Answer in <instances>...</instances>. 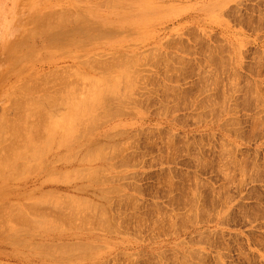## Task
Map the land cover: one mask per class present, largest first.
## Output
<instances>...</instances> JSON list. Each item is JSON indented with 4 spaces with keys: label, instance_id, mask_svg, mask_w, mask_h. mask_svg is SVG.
Listing matches in <instances>:
<instances>
[{
    "label": "rangeland",
    "instance_id": "1",
    "mask_svg": "<svg viewBox=\"0 0 264 264\" xmlns=\"http://www.w3.org/2000/svg\"><path fill=\"white\" fill-rule=\"evenodd\" d=\"M8 23L0 264H264V0H0Z\"/></svg>",
    "mask_w": 264,
    "mask_h": 264
},
{
    "label": "bare ground",
    "instance_id": "2",
    "mask_svg": "<svg viewBox=\"0 0 264 264\" xmlns=\"http://www.w3.org/2000/svg\"><path fill=\"white\" fill-rule=\"evenodd\" d=\"M67 10H68V9H67ZM58 11H59V10H58ZM65 11H66V10H65ZM59 12H60V11H59ZM61 12H62V11H61ZM66 12H67V11H66ZM66 12H65V14H66ZM68 12H69V11H68ZM62 13H63V12H62ZM72 13H73V12H72ZM53 14H54V13H53ZM59 14H60V13H59ZM65 14H64V17L67 16L69 13H67V15H65ZM48 15H49V14H48ZM62 15H63V14H62ZM49 16H50V15H49ZM49 16H48V17H49ZM71 16H72V15H71ZM71 16H70V17L68 16V17L71 18ZM73 16H75L74 13H73ZM73 16H72V17H73ZM79 16H81V15H79ZM46 17H47V16H46ZM48 17H47V18H48ZM75 17H77V15H76ZM75 17H73V19H74ZM40 18H42V17H40ZM43 18H44V17H43ZM49 18H50V17H49ZM54 18H55V16H54ZM54 18H53V19H54ZM57 18H58V17H57ZM61 18H62V17H61ZM61 18H60V19H61ZM78 18L80 19V17H78ZM50 19H52V18H50ZM71 19H72V18H71ZM71 19H69V20H71ZM79 19H76V20H79ZM81 19L83 20L82 17H81ZM42 20H43V19H42ZM65 20H66V19H65ZM69 20H68V21H69ZM76 20H75V21H76ZM37 21H38V20H37ZM47 21H48V19H47ZM57 21H58V20H57ZM40 22H41V21H40ZM45 22H46V21H45ZM51 22H52V21L49 20V21L47 22V25L50 24ZM53 22H55V21L53 20ZM66 22H67V21H66ZM84 22H85V21H84ZM35 23H36V22H35ZM55 23H56V22H55ZM60 23H61V22H60ZM53 24H54V23H53ZM53 24H52V25H53ZM34 25H35V24H34ZM47 25H45V26H47ZM50 25H51V24H50ZM50 25H48V26L45 28V29H46V33L49 32V31L47 32V28H48ZM52 25H51V27H52L53 30H54V28H56V29L58 28V27L56 26V25H58V24H54V25H53V26H55L54 28H53ZM3 26H4V27H0V37H1V40L4 41L3 43H4V44H7V43L9 42V41L7 40V38H8V36L11 35L12 31H11V29H10V25H9V23H8L7 25H4V24H3ZM5 26H6V27H5ZM37 26H38V25H37ZM43 26H44V25H43ZM43 26H42V28H43ZM45 26H44V27H45ZM84 26H85V25H84ZM60 27H61V26H60ZM78 27H81V25H80V26H76V30H75V28H73V29L75 30V32H76L77 30H81V29H79ZM86 27H87V25H86ZM4 28H6V29H4ZM61 28H62V27H61ZM30 29H32V28H30ZM73 29H72V30H73ZM85 29H86V28H85ZM48 30H49V28H48ZM50 30H51V29H50ZM63 30H64V29H63ZM72 30H70L69 33H72V32H73ZM83 30H84V28H83ZM89 30H90V29H89ZM89 30L87 29L86 31H89ZM28 31H30V30H28ZM44 31H45V30H44ZM44 31H42V32H44ZM61 31H62V30H61ZM71 31H72V32H71ZM106 31H107V30H106ZM106 31H105V32H106ZM108 31H109V30H108ZM52 32H53V31H52ZM65 32H66V31H65ZM75 32H74V33H75ZM77 32H79V31H77ZM80 32H81V31H80ZM105 32H104V33H105ZM109 32H110V31H109ZM111 32H112V31H111ZM33 33H34V32H33ZM44 33H45V32H44ZM44 33H42V35H43ZM67 33H68V31H67ZM85 33H86V32H85ZM85 33H84V34H85ZM104 33H102V34L104 35ZM60 34H61V33H60ZM90 34H91V33H90ZM58 35H59V34H58ZM58 35H57V36H58ZM80 35H82V34H80ZM99 35H100V34H99ZM84 36H85V35H84ZM87 36H88V35H87ZM42 37H43V36H42ZM81 37H82V36H81ZM97 37H99V36H97ZM100 38H101V37H100ZM75 39H76V37H75ZM78 39H80V38H78ZM73 41H74V40H73ZM76 41H77V40H76ZM76 41H75V42H76ZM128 58H129V57H128ZM132 58H133V57H132ZM85 60H86V59H85ZM134 60H135V59H134ZM93 61H94V60H93ZM16 62H17V61H16ZM84 62H85V61H84ZM91 62H92V61H91V59H90V62H89V63L91 64ZM119 62H120V61H119ZM126 63H127V62H126ZM126 63H125V66H126ZM86 64H87V63H86ZM92 64H93V63H92ZM109 64H110V62H109ZM87 65H88V64H87ZM88 66H89V65H88ZM88 66H86V67H88ZM89 67H90V66H89ZM106 67H107V65H106ZM108 67H109V65H108ZM108 67H107V68H108ZM100 69H101V68H100ZM102 69H103V68H102ZM104 69H106V68H104ZM108 69H109V68H108ZM66 70H67V69H66ZM66 70H64V71H66ZM70 70H71V69H70ZM70 70H69V71H70ZM54 72H55V71H54ZM67 72H68V71H67ZM132 72H133V71H132ZM56 73H57V71H56ZM69 73H70V72H69ZM71 73H72V72H71ZM71 73H70V74H71ZM47 74H48V73H47ZM65 74H66V73H65ZM67 74H68V73H67ZM72 74H73V73H72ZM58 75H59V74H58ZM60 75H61V74H60ZM49 76H51V74H50ZM53 76L56 77L57 75H56V76L53 75ZM67 76H68V75H67ZM39 77H40V76H39ZM51 77H52V76H51ZM68 77H69V76H68ZM72 77H73V76H72ZM42 78H43V77H42ZM42 78H40V79H42ZM49 78H50V77H49ZM56 78H58V76H57ZM59 78H60V76H59ZM61 78H62V76H61ZM61 78H60V79H61ZM77 78H78V77H77ZM63 79H64V76H63ZM74 79H75V77H74ZM51 80H52V79H51ZM54 80H55V79H54ZM28 81H29V80H28ZM56 81H57V80H56ZM25 82H26V81H25ZM25 82H24V83H25ZM57 82H60V81H57ZM61 82H62V83H66V81L63 82V80H62ZM73 82H74V81H73ZM22 83H23V82H22ZM22 83H21V84H22ZM32 83H33V82H31V85H32ZM62 83H61V84H62ZM17 84H18V83H17ZM21 84H20V85H21ZM33 84H34V83H33ZM43 84H46V83H43ZM35 85H37V84L35 83ZM35 85H34L33 88H36ZM38 85H39V84H38ZM66 85H67V84H66ZM86 85H87V83H86ZM105 85H106V84H105ZM17 86H18V85H17ZM32 86H33V85H32ZM68 86H69V84H68ZM19 87H20V86H19ZM66 87H67V86H66ZM66 87H65V88H66ZM14 88H15V87H14ZM21 88H22V87H21ZM33 88H32V89H33ZM22 89L26 90L25 88H22ZM39 89H40V87H39ZM41 89H42V88H41ZM60 89H61V88H60ZM27 90L29 91V89H27ZM37 90H38V89L36 88V90L34 89V90H32V91H34V92H39V91H40V90H39V91H37ZM57 90H58V89H57ZM57 90H56V91H57ZM88 90H89V89H88ZM105 90H106V89H105ZM16 91H17V90H16ZM41 91H42V90H41ZM107 91H108V89H107ZM110 91H111V90H109V92H110ZM113 91H115V90H113ZM113 91H112V92H113ZM11 92H12V91H11ZM67 92H68V90H67ZM112 92H110V94H109L108 92H107V93H108L109 96H110L111 94H112L113 96H114L115 94H117V93L114 94V93H112ZM20 93H22V92H20ZM44 93H45V92H44ZM47 93H48V92H47ZM50 93H51V92H50ZM75 93H76V92H75ZM86 93H88V92H86ZM24 94H25V93H24ZM66 94H67V93H66ZM88 94H89V93H88ZM30 95H31V94H30ZM30 95H28L29 97L27 96V97L29 98V99H28V98H27V99H28V100H31L32 102H34V99H35V98H33V100H32V99H31L32 97H31ZM40 95H41V94H40ZM40 95H39V96H40ZM64 95H65V94H64ZM64 95H63V96H64ZM77 95H78V94H77ZM112 95H111V96H112ZM118 95H119V94H118ZM118 95H117V96H118ZM9 96H10V95H9ZM51 96L55 98L56 95H51ZM65 96H66V95H65ZM113 96H112V97H113ZM117 96H116V97H117ZM125 96H126V95H124L123 97H125ZM13 97H14V96H13ZM13 97H12V98H13ZM22 97H23V94H22V96H21V99H22ZM30 97H31V98H30ZM35 97H36V96H35ZM44 97H47V100H48V98H50V97H48V95H46V93L44 94ZM52 97H51V98H52ZM76 97H79V96H76ZM87 97H88V96H87ZM19 98H20V95H19L18 99L16 98V101H17V102H18ZM41 98H43V97H41ZM59 98H60V96H59ZM59 98H58V96H57L56 99H59ZM66 98H67V96L64 97V99H66ZM69 98H72V97H70V94H69V96H68V99H69ZM73 98H74V97H73ZM120 98H121V97H120ZM120 98H119V99H120ZM43 99H44V98H43ZM56 99H54V100H56ZM64 99H63V100H64ZM76 99H77V98H76ZM10 100L13 101V99H10ZM25 100H26V99H25ZM25 100H24V102H25ZM45 100H46V99H45ZM47 100H46V103H48ZM63 100H62V101H63ZM74 100H75V99H74ZM16 101L14 100L13 103L10 101V103L14 104V102L16 103ZM35 101H36V99H35ZM50 101H52V100H50ZM58 101H59V100H58ZM64 101H65V100H64ZM92 101H93V100H92ZM92 101H91V103H92ZM95 101H96V98H95ZM98 101H99V100H98ZM24 102H23L22 106L24 105V107H25ZM26 102H27V101H26ZM26 102H25V103H26ZM29 102H30V101H29ZM29 102H27V103H29ZM32 102H31V103H32ZM36 102H37V101H36ZM40 102H41V100H40ZM43 102H44V101H43ZM53 102H54V101H52V107H54V105L58 103V102H57V103L54 102V104H53ZM66 102H67V101H66ZM73 102H74V101H73ZM75 102H76V100H75ZM64 103H65V102H64ZM91 103H90V104H91ZM114 103H115V102H114ZM33 104H34V103H32V105H33ZM66 104H68V103H66ZM66 104H64V105H66ZM87 104H88V103H87ZM94 104H95V103H94ZM94 104H93V105H94ZM96 104H97V103H96ZM8 105H9V104H8ZM14 105H15V104H14ZM29 105H30V104H29ZM32 105L30 106V108L32 107ZM39 105H40V104H39ZM46 105H47V104H46ZM9 106L12 107L13 105H9ZM15 106H17V105H15ZM27 106H28V105H27ZM27 106H26V107H27ZM36 106H37V105L34 104V108H37V109H35L36 112H39V111H38L39 108L36 107ZM88 106H89V104H88ZM7 107H8V106H7ZM28 107H29V106H28ZM40 107H41V106H40ZM77 107H79V105L74 106V108H73L71 111H72V112H73V111L76 112V111H77ZM30 108H29V109L25 108V110L27 109L25 112L27 113V111L30 110ZM34 108H31V110L35 111ZM89 108H90V106H89ZM108 108H109V107H108ZM11 109H12V108H11ZM13 109H15V107H13ZM16 109H17V110H14V111H16V113H17L18 109H22V108H20L19 105H18V106L16 107ZM109 109H110V108H109ZM109 109H107V110L109 111ZM115 109H116V108H115ZM117 109H118V108H117ZM6 110L9 112V108H7V109L5 108V110L3 111V113L1 114V117H0V122H2V120L4 119V120H3L4 122H2V123H3V128H4V125H5V127H7L6 125L9 124V123H8L9 121L6 122V121H7V118H8V117H7V114H6V112H7ZM23 110H24V109H23ZM46 110H47V109H46ZM107 110H106L105 112H107ZM110 110H111V109H110ZM118 110H119V109H118ZM5 111H6V112H5ZM10 111H11V110H10ZM12 111H13V110H12ZM20 111H21V110H20ZM33 111H31V112L33 113ZM55 111H56V110H55ZM122 111H123V110H122ZM8 112H7V113H8ZM18 112H19V111H18ZM21 112H22V111H21ZM21 112H19V113H21ZM40 112H41V110H40ZM40 112H39V114H40ZM105 112H102V113H105ZM128 112H129V111H128ZM19 113H18V115H20ZM14 114H15V113H14ZM22 114H23V113H22ZM29 114H30V113H29ZM9 115H10V114H9ZM12 115H13V114H12ZM27 115H28V113H27ZM30 115H31V114H30ZM32 115H35V114L33 113ZM41 115H43V114H40V118H39L38 120L41 119ZM46 115H48V113H47ZM36 116L38 117V114H36L34 118H36ZM102 116H103V115H102ZM102 116H101V117H102ZM104 116H105V115H104ZM104 116H103V117H104ZM11 117H12V116H11ZM54 117H55V115H54ZM15 118H16V116H14V118H13L14 120H16V122H14L13 119H11V120H12V123H11V125L9 124L8 126L11 127L12 124H13V127H12L13 130H12V131H14V132H16L17 129H19V130L22 131L21 127H18V128L15 130V128H16L15 125L18 126V124H19V123L17 122V119H15ZM25 118H26V117H25ZM28 118H29V117H27V119H28ZM34 118H31L33 123H34V121H33ZM44 118L47 119L48 117H44ZM36 119H37V118H36ZM46 119L44 120V122L46 121ZM94 119H96V118H94ZM19 120H21V119L19 118ZM28 120H29V122H30V118H29ZM34 120H35V119H34ZM89 120H90V116H89ZM89 120L87 121V120L85 119V121H87L88 123H90L91 121L89 122ZM103 120H104V119H103ZM105 120H106V119H105ZM35 121H36V120H35ZM53 121H54V118H53ZM92 121H95V120H92ZM10 122H11V121H10ZM29 122L27 121V123H29ZM44 122H42V126L45 125V123L48 124L49 121H48V122H45V123H44ZM95 122H97V120H96ZM6 123H7V124H6ZM14 123H15V125H14ZM16 123H18V124H16ZM23 123H24V122H23ZM38 123H39V121H38ZM43 123H44V124H43ZM49 123L52 124L51 121H50ZM75 123H76V122H75ZM80 123H81V122H80ZM20 124L22 125V122H21ZM20 124H19V126H21ZM51 124H50V125H51ZM85 124H87V123L85 122ZM85 124H83V125L85 126L86 130H88V128L90 127V125L88 124L89 126L87 125L88 127H86ZM98 124H99V122H98ZM23 125H24V124H23ZM25 125H26V124H25ZM25 125L22 126V128L25 127ZM29 125H30V127H31V125H33V124L31 123V124H29ZM40 125H41V124H39V126H40ZM91 125H92V124H91ZM0 126H1V124H0ZM42 126H40V127H42ZM45 126L49 128V125H48V126L45 125ZM84 126H83V127H84ZM93 126H94V122H93ZM96 126H97V125H96ZM10 127H7V128H10ZM14 127H15V128H14ZM26 127H29V126H26ZM26 127H25V128H26ZM51 127H52V126H50V129H51ZM79 127H80V126H79ZM1 128H2V126H1ZM48 128H47V130H48ZM4 129H5V128H4ZM10 129H11V128H10ZM35 129H36V128L33 127L32 130H30V131H33V130L35 131ZM41 129H44V127L41 128ZM45 129H46V128H45ZM50 129H49V130H50ZM75 129H76V128H75ZM78 129H79V128H78ZM80 129H81V128H80ZM94 129H95V128H94ZM23 130H24V128H23ZM47 130H46V131H47ZM86 130H82V131L85 132ZM89 130H91V129H89ZM89 130H88V132H89ZM1 131H2V130H1ZM3 131H5V130H3ZM3 131H2V132H3ZM9 131L11 132V130H9ZM21 131H20V132H21ZM34 131H33V132H34ZM44 131H45V130H44ZM44 131H43V133H42V132H41V133L44 134ZM78 131H80V130H78ZM82 131H81V132H82ZM14 132H13V133H14ZM20 132H19V134L24 133L25 131H24V132H21V133H20ZM28 132H29V129H28ZM35 132H36V131H35ZM35 132H34V133H35ZM37 132H38V130H37ZM86 132H87V131H86ZM11 133H12V132H11ZM25 133H27V130H26ZM29 133H30V132H29ZM34 133H33V134H34ZM38 133H40V132H38ZM38 133H35V134L38 135ZM41 133H40V135H41ZM55 133H56V130H55ZM77 133H79V132H77ZM46 134H48V133H45L44 135L46 136ZM50 134H52V133H50ZM60 134H61V133H60ZM60 134H59V135H60ZM114 134H115V133H114ZM24 135H25V134H24ZM31 135H32V134H31ZM31 135H30V136H31ZM37 135H34V136L36 137V140H38L37 138L40 137V135H39L38 137H37ZM59 135H58V136H59ZM74 135H75V134H74ZM74 135H73V136H74ZM76 135H78V134H76ZM76 135H75V136H76ZM81 135H82V133H81ZM81 135H80V136H81ZM86 135H87V133H86ZM30 136H29V137H30ZM41 136H42V135H41ZM62 136H63V135H62ZM29 137H28V138H29ZM50 137H51V136H50ZM50 137H49V138H50ZM63 137H64V136H63ZM76 137H77V136H76ZM72 138H73V137H72ZM112 138H113V137H112ZM9 139H10V138H9ZM29 139H30V138H29ZM34 139H35V138H34ZM39 140H40V142H42L41 139H39ZM46 140H47V139H46ZM60 140H61V139H60ZM73 140L75 141L76 139L74 138ZM4 141H5V140L3 139V135L0 134V153H1L2 150L4 149V146L2 145V144H4ZM19 141H22V140L19 139ZM24 141L26 142V140H24ZM61 141H62V140H61ZM9 142H10V141H8L7 143L5 142V147H7V146H6L7 144H9V146L12 147V148L7 147L8 149H9V148H10V149H13V148L16 149V147H14V146H12V145H13L14 143H18V142H17L16 140H14V142L11 141V142H13V144H10L11 142H10V143H9ZM40 142H39V143H40ZM49 142H51V141H49ZM22 143L24 144V142H22ZM42 143H45V142L43 141ZM18 144H19V143H18ZM23 144H21V146H22ZM72 144H73V143H72ZM26 145H27V144H26ZM26 145H25V146H26ZM46 145H49V144H46ZM46 145H45V146H46ZM50 145H52V144H50ZM63 145H64V144H63ZM67 145H68V144H67ZM39 146H40V144H39ZM43 146H44V145H43ZM43 146H42V147H43ZM45 146L43 147V149H45ZM60 146H61V145H60ZM98 146H99V145H98ZM19 147H20V146H19ZM29 147H30V146H29ZM46 147H47V146H46ZM112 147H113V146H112ZM112 147H111V148H112ZM7 148H6V149H7ZM49 148H50V147H49ZM94 148H95V147H94ZM8 149H7V150H8ZM7 150H6V151H7ZM41 150H42V148H41ZM49 150H51V149H49ZM89 150H90V149H89ZM9 151H10V152H9ZM9 151H8V152L12 154L11 150H9ZM12 151H13V150H12ZM20 151H22V148H21ZM27 151L30 152V150H27ZM31 151H32V153L34 152L33 150H31ZM42 151H43V150H42ZM47 151H48V148H47ZM47 151H46V152H47ZM4 152H5V149H4ZM13 152L15 153V151H13ZM23 152L25 153V155H27V153L25 152V149H24ZM39 152H40V151L36 150V153H37V154H38ZM9 153H8V154H9ZM34 153H35V152H34ZM41 153H42V152H41ZM43 153H44V152H43ZM43 153H42V154H43ZM92 153H93V152H92ZM98 153H100L99 155H101L102 152H100V150H99ZM98 153H97V156H98ZM42 154H38V155H42ZM87 154L90 155V153H87ZM102 154H103V153H102ZM0 155H1V154H0ZM4 155H5L4 157L7 156L6 154H4ZM15 155L17 156V155H20V154H17V153H16ZM25 155L23 154V156H25ZM29 155H31V154H29ZM29 155H27V156H29ZM35 155H36V154H35ZM35 155H34V157H35ZM38 155H37V156H38ZM43 155H44V154H43ZM93 155H95V154H93ZM103 155H104V154H103ZM103 155H102V156H103ZM10 156H11V155L9 154V157H10ZM20 156H21V158H23L22 155H20ZM20 156H17V157H20ZM27 156H26V157H27ZM39 157H40V156H39ZM39 157H37V158L35 157L36 160H37ZM91 157H92V156H91ZM94 157H95V156H94ZM94 157H92V158H94ZM100 157H101V156H100ZM1 158H3V155H2V157L0 156V159H1ZM10 158H11V157H10ZM10 158H7V157H6V159H8V160H10ZM35 158H34V159H35ZM3 159H4V158H3ZM3 159H2V160H3ZM32 159H33V158L31 157V160H32ZM2 160H1V161H2ZM16 160H17V159H16ZM29 160H30V156H29ZM107 160H108V158H107ZM6 161H7V160H6ZM6 161L4 160L3 162H0V163H1V166H2V163H5ZM90 161H91V159H90ZM92 161H93V159H92ZM8 162H9V161H8ZM8 162H6V163L8 164ZM18 162H19V161H18ZM21 162H23V160H22ZM21 162H20V163H21ZM31 162H34V161H30V163H31ZM38 162H39V160H38ZM6 163H5V164H6ZM9 163L11 164V166H13V164L11 163V160H10ZM20 163H19V164H20ZM24 163H25V162H24ZM34 163H35V162H34ZM10 164H9V165H10ZM19 164H18L17 167H20V165H21V169H22L23 167L26 168V164H27V162H26L25 164H23V163H21L20 165H19ZM22 164H23L24 166H23ZM9 165H8V166H9ZM32 165H34V167H36V166H35L36 163H35V164H32V163H31V166H32ZM40 165H41V164H40ZM1 166H0V167H1ZM3 166H4V165H3ZM3 166H2V167H3ZM2 167H1V169H3ZM27 167H30V165H28ZM32 167H33V166H32ZM32 167H30V174H31V171H32V170H31ZM37 167H38V165H37ZM24 168H23V169H24ZM99 168H100V167H99ZM101 168H102V167H101ZM1 169H0V170H1ZM6 169H9V168L7 167ZM10 169H11V168H10ZM14 169L16 170L15 173L17 174V171H18L19 168H16V166H15ZM23 169H22V171H23ZM28 169H29V168H26V169H24V170L26 171V170H28ZM32 169L34 170V168H32ZM35 169H36V168H35ZM103 169H104V168H102L101 170L103 171ZM97 170H98V169H97ZM104 170H105V169H104ZM2 171H3V170H2ZM7 171H8V170H7ZM34 171H36V170H34ZM34 171H32V172H34ZM4 172H5V171H4ZM67 172H68V171H67ZM93 172H94V171H93ZM18 173H19V174L21 173L20 170H19ZM22 173H23V172H22ZM22 173H21V174H22ZM24 173H25V172H24ZM26 173H27V172H26ZM28 173H29V172H28ZM28 173H27V174H28ZM63 173H64V172H63ZM94 173H95V172H94ZM0 174H1V173H0ZM9 174H11V173H9ZM16 174H15V175H16ZM19 174H18V176H19ZM21 174H20V175H21ZM100 174H101V173H100ZM2 175H3V174H2ZM7 175H8V174H7ZM63 175H64V174H63ZM81 175H82V174H81ZM89 175L92 176L91 174H89ZM16 176H17V175H16ZM16 176H15V177H16ZM18 176H17V177H18ZM83 176H84V175H83ZM95 176H97V175H95ZM101 176H102V175H101ZM2 177H4V176H2ZM12 177H13V176H12ZM17 177H16V178H17ZM8 178H9V177H8ZM86 178H87V177H86ZM101 178H102V177H101ZM10 179L13 180V178H10ZM10 179H9V180H10ZM90 179H91V178H90ZM98 179H100V178L98 177ZM93 180H94V179H93ZM101 180H102V179H101ZM104 180H105V179H104ZM106 180H107V179H106ZM99 181H100V180H99ZM0 183H1V182H0ZM107 188H108V187H107ZM102 191H103V190H102ZM106 191H107V190H106ZM56 196H57V195H56ZM65 197H66V196H65ZM65 197H64V198H65ZM59 198H61V197H59ZM69 198H70V197H69ZM38 200H39V199H38ZM38 200H36V203H35V204H33V201L30 202L32 205H34L33 208H32L31 205H30L31 208H30V206H29V207L26 206V207H28L29 209H32V210L29 211V212H32V213L35 214L36 212L40 211L39 209H41V208L38 207L39 209L37 208L38 210H36L35 206H36V205L40 206L41 203H43V202L40 201V200L38 201ZM70 200H71V199H70ZM37 201H38V203H40V205L37 204ZM43 201H44V200H43ZM62 201H63V200H62ZM13 202H14V201H13ZM34 202H35V201H34ZM71 202H72V201H71ZM7 203H8V202H7ZM7 203H6V204H7ZM22 203H23V202H22ZM51 203H52V202H51ZM53 203H54V202H53ZM55 203H56V202H55ZM16 204H17V203H16ZM44 204H45V202H44ZM44 204H42V205H44ZM46 204H47V201H46ZM60 204H62V203H60ZM68 204H69V203H67V205H68ZM71 204H73V203H71ZM7 205H8V204H7ZM7 205H6L7 208L5 207L6 210L8 209V206H7ZM11 205H15V204H11ZM17 205H19V204H17ZM17 205H15L16 209L18 208ZM23 205H24V203H23ZM69 205H70V204H69ZM69 205H68V206H69ZM24 206H25V205H24ZM53 206H54V205H53ZM63 206H64V204H63ZM70 206H72V205H70ZM73 206H74V208H75V205H73ZM15 207H13V208H15ZM77 207H78V206H77ZM93 207H94V206H93ZM2 208H4L3 205L0 207V209H2ZM10 208H11V207H10ZM10 208H9L8 210H10ZM50 208H52V206H51ZM64 208H65V207H64ZM68 208H69V207H68ZM72 208H73V207H72ZM79 208H80V206H79ZM83 208H84V207H83ZM86 208H87V207H86ZM86 208H85V209H86ZM99 208H100V207H99ZM5 209L3 210L4 212L6 211ZM16 209H14V212H17V213L20 215V217H18L19 215L17 216L16 213H14L15 216H17L16 219L18 218V219H19V222H20V220H21L20 218H21V216L24 214V216H22V220H23V217H24V220H25V219L27 218V216H28V215L26 214L27 212L25 211V209H24V211H25L26 213H24V211H23L22 209L19 210V211H22L23 214H22L21 212L15 211ZM55 209H56V207H55ZM88 209H89V208H88ZM17 210H18V209H17ZM46 210H47V209H46ZM66 210H67V209H66ZM70 210H71V209H70ZM78 210H79V209H78ZM78 210H77V211H78ZM90 210H91V209H90ZM103 210H105V209H103ZM33 211H35V212H33ZM51 211H52V210H51ZM72 211H73V210H72ZM74 211H75V210H74ZM74 211H73V212H74ZM95 211H96V210H95ZM105 211H106V210H105ZM40 212L42 213L43 211H40ZM81 212H84V211L82 210ZM41 213H40V214H41ZM43 213H45V212H43ZM52 213H54V212H52ZM69 213H70V211L68 212V214H69ZM77 213H79V212H76V214H77ZM92 213H93V212H92ZM99 213H100V212H99ZM10 214L12 215V213H10ZM14 214H13V216H14ZM30 214H31V213H30ZM40 214H39V215H40ZM59 214H60V213H59ZM72 214H75V213H72ZM76 214H75L74 216H76ZM8 215H9V214H8ZM25 215H26V216H25ZM35 215H36V214H35ZM39 215H38V213H37V216H39ZM48 215H49V214H48ZM62 215H63V214H62ZM70 215H71V214H70ZM70 215H68V216H70ZM80 215H81V214H80ZM97 215H98V214H97ZM4 216H5V215H4ZM4 216H3V217H4ZM40 216H44V214H42V215H40ZM40 216H39V217H40ZM51 216H52V215H51ZM6 217H7V216H6ZM28 217H29V216H28ZM45 217H46V215H45ZM61 217H62V216H61ZM71 217H73V216H71ZM71 217H69V218H71ZM76 217H77V216H76ZM99 217H100V216H99ZM8 218H9V217H8ZM0 219H1V218H0ZM4 219H7V218H4ZM4 219H3V220H4ZM10 219H11V218H9V220H10ZM16 219H15V220H16ZM18 219H17V220H18ZM27 219H28V218H27ZM27 219H26V220H27ZM30 219H31V216H30ZM36 219H37V218H36ZM36 219H35V221H36ZM15 220H11V221H12L13 223H15V222H14ZM37 220H39V219H37ZM55 220H56V219H55ZM57 220H58V219H57ZM85 220H86V219H85ZM29 221H30V220L28 219V221H25V223H26V222H29ZM35 221H34V219H33L32 221H30V223L35 222ZM53 221H54V220H53ZM97 221H99V220L97 219ZM38 222L40 223V221H38ZM10 223H11V222H10ZM10 223H9V224H10ZM22 223H23V222H22ZM55 223H56V222H55ZM60 223H61V221H60ZM0 224H2V223H0ZM17 224H18V223H17ZM17 224H16V225H17ZM36 224H38V223H36ZM36 224H35V225H36ZM43 224H44V223H43ZM58 224H59V220H58V222H57L55 225L58 226ZM61 224H62V223H61ZM2 225H3V226H2ZM2 225H1V227L3 228V227H4V223H3ZM18 225H19V224H18ZM18 225H17V226H18ZM26 225H27V227H26V229H27V228H32V227H28V226L33 225V224H29V225H28V223H26ZM35 225L33 226L34 229H36V228L38 229V228H41V227H42V226H41V227H40V226H39V227H36L37 225H36V226H35ZM38 225H39V224H38ZM40 225H42V224H40ZM6 226H8V225L6 224ZM13 226H14V224H13ZM19 226H20V227H18V228H21V225H19ZM48 226H49V225H48ZM53 226H54V225H53ZM44 227L46 228L47 226H44ZM49 227H51V226H49ZM58 227H59V226H58ZM58 227H57V229H58ZM91 227H92V226H91ZM7 228H9V227H7ZM22 228H23V227H22ZM22 228H21V229H22ZM24 228H25V227H24ZM24 228H23V229H24ZM42 228H43V227H42ZM47 228H48V227H47ZM53 228H54V227H53ZM84 228H85V227H84ZM23 229H22V230H23ZM26 229H24V230H26ZM32 229H33V228H32ZM9 230H10V229H9ZM49 230H51V228H50ZM7 231H8V230H7ZM17 231H18V230H17ZM19 231H20V230H19ZM19 231H18V232H19ZM0 232H2L1 229H0ZM20 232H21V231H20ZM23 234H25V233H23ZM28 234H29V233H28ZM14 235H15V234H14ZM9 236H10V235H9ZM18 239H19V238H18ZM20 241H21V239H20ZM24 241H25V240H24ZM80 242H82V241H80ZM59 244H60V242H59ZM67 244H68V242H67ZM67 244H66V245H67ZM85 244H86V243H85ZM55 245H56V244H55ZM81 245H82V244H81ZM57 246H58V245H57ZM69 246H70V244H69ZM85 246H86V245H85ZM88 246H90V245H88ZM88 246H87V248H88ZM76 247H77V246H76ZM43 248H44V247H43ZM53 248H54V247H53ZM62 248H63V247H62ZM64 248H66V247H64ZM72 248H73V247H72ZM79 248H80V245H79ZM33 249H34V248H33ZM54 250H55V249H54ZM63 250H64V249H63ZM65 250H66V249H65ZM70 250H71V248H70ZM61 251H62V250H61ZM79 251H80V250H79ZM69 253H70V252H69ZM55 257H56V256H55Z\"/></svg>",
    "mask_w": 264,
    "mask_h": 264
}]
</instances>
